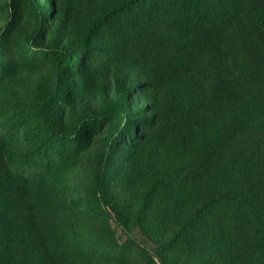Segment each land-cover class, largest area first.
Here are the masks:
<instances>
[{"label": "trees", "instance_id": "1", "mask_svg": "<svg viewBox=\"0 0 264 264\" xmlns=\"http://www.w3.org/2000/svg\"><path fill=\"white\" fill-rule=\"evenodd\" d=\"M0 264H264V0H0Z\"/></svg>", "mask_w": 264, "mask_h": 264}, {"label": "rangeland", "instance_id": "2", "mask_svg": "<svg viewBox=\"0 0 264 264\" xmlns=\"http://www.w3.org/2000/svg\"><path fill=\"white\" fill-rule=\"evenodd\" d=\"M118 231V233L120 234V230H117ZM134 236L137 238V240H139L140 242H145L144 241V238L136 231L135 233H134Z\"/></svg>", "mask_w": 264, "mask_h": 264}]
</instances>
